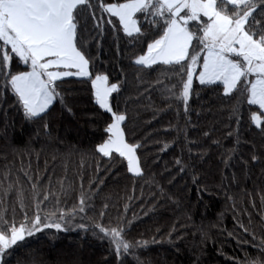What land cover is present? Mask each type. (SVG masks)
Instances as JSON below:
<instances>
[{"label": "trees", "instance_id": "1", "mask_svg": "<svg viewBox=\"0 0 264 264\" xmlns=\"http://www.w3.org/2000/svg\"><path fill=\"white\" fill-rule=\"evenodd\" d=\"M254 2L256 29L264 0ZM100 4L90 0L77 20L89 76L58 80L45 113L27 118L10 77L0 75V228L8 235L13 225L32 229L39 216L42 229L0 264H264V114L248 103L246 84L225 94L222 82L195 76L185 103L190 58L183 68L135 63L163 35V20L137 13L140 32L128 36ZM201 49L198 42L190 49L200 65ZM26 69L11 60L12 74ZM97 75L118 85L111 112L125 116L124 140L135 146L140 175L117 153L97 151L112 120L96 103ZM57 223L60 229L44 227ZM98 225L122 229L129 250L117 255Z\"/></svg>", "mask_w": 264, "mask_h": 264}, {"label": "snow or ice", "instance_id": "2", "mask_svg": "<svg viewBox=\"0 0 264 264\" xmlns=\"http://www.w3.org/2000/svg\"><path fill=\"white\" fill-rule=\"evenodd\" d=\"M85 5L90 7V0H0V75L10 77L6 83L27 118L46 112L59 95L56 82L62 77L89 76V61L77 47V20ZM100 7L104 13L118 18L128 36H132L133 31L140 32L134 18L137 13L163 20V35L150 43L147 55L140 56L135 63L155 64L159 60L165 65L177 64L183 68L182 62L190 58L188 79L182 92L185 103L193 79L192 64L197 63L199 57V53L190 56V49L194 42H198L202 45L201 51L206 53L203 55L200 83L222 81L225 94L245 83L246 91L250 93L248 103L264 110V25L256 20V29L252 27L257 10L254 0H125L111 4L101 0ZM191 22L199 25L197 31L190 30ZM199 32L202 35H198ZM17 57L29 65V71L11 73L10 62ZM61 67L77 71L50 70ZM251 75H255V80L247 79ZM106 83L107 77L104 76L92 80L96 103L111 112L108 98L118 89L117 85L108 87ZM251 119L257 127L261 126L260 115L253 114ZM112 120L105 130L109 138L98 146L97 151L106 157L115 152L126 158L128 171L140 175L135 146L125 142L121 131L120 124L125 116L113 113ZM40 224L41 219L37 216L32 229L26 225H13L7 230L10 232L8 235L0 228V258L23 242L26 235L41 231ZM53 226L61 227L58 223L44 225L45 228ZM98 227L105 236L111 237L117 255L121 249L124 252L129 250L131 245L123 240L122 229Z\"/></svg>", "mask_w": 264, "mask_h": 264}, {"label": "rangeland", "instance_id": "3", "mask_svg": "<svg viewBox=\"0 0 264 264\" xmlns=\"http://www.w3.org/2000/svg\"><path fill=\"white\" fill-rule=\"evenodd\" d=\"M135 18V17H134ZM145 55V54H144ZM231 58V57H230ZM157 62H160L159 60L157 61ZM190 63H191V60H190ZM189 63V64H190ZM203 63V62H202ZM200 66V69L198 70V67ZM192 68H193V78L197 75V74H200L202 71H203V64H198V63H195V64H192ZM74 72H76V71H74ZM98 76H104L105 77V75H98ZM68 77H78V76H75V75H73V76H68ZM97 77V76H96ZM95 77V78H96ZM94 78V79H95ZM255 75H253V79L252 80H255ZM187 79H188V77H187ZM193 80V79H192ZM186 82H187V80H186ZM217 82H219V81H217ZM112 84H115V85H117L116 83H110V82H108V80H107V83H106V86H108V87H110ZM191 87V86H190ZM117 88H118V85H117ZM94 89V88H93ZM189 92H190V89H189ZM94 95H95V89H94ZM249 96H250V93H249ZM109 97H110V95H109ZM108 100H109V98H108ZM109 106H110V102H109ZM263 112H264V110H262ZM111 114H112V116H113V112H111ZM116 114V113H115ZM119 115H121V114H119ZM256 115H258V114H256ZM113 122V120H111V122H110V124ZM121 124H122V122H121ZM121 124H120V127H121ZM121 131H122V128H121ZM108 138H109V136H108ZM108 138L106 139V140H108ZM105 140V141H106ZM104 141V142H105ZM103 142V143H104ZM126 142V141H125ZM102 143V144H103ZM127 143V142H126ZM129 144V143H128ZM101 145V144H100ZM129 145H132V144H129ZM132 146H134V145H132ZM135 156H136V153H135ZM137 158V157H136ZM126 159V158H125ZM126 161H127V159H126ZM137 163H138V160H137ZM127 164H128V161H127ZM138 166H139V163H138ZM140 168V167H139ZM141 171V170H140ZM131 173H133V174H135V172H131ZM10 235V234H9ZM0 261H1V258H0Z\"/></svg>", "mask_w": 264, "mask_h": 264}, {"label": "crops", "instance_id": "4", "mask_svg": "<svg viewBox=\"0 0 264 264\" xmlns=\"http://www.w3.org/2000/svg\"><path fill=\"white\" fill-rule=\"evenodd\" d=\"M137 26H138V23H137ZM134 33H136L135 31H133V34ZM160 38V37H159ZM159 38H157V39H159ZM156 39V40H157ZM155 41V40H154ZM153 41V42H154ZM153 42H151V43H153ZM147 52H148V48H147V50H146V52L144 53L145 55H147ZM144 54H142V55H144ZM206 53H204V55H205ZM142 55H140V56H142ZM140 56H138L136 59H138ZM158 63V62H157ZM24 64V63H23ZM203 64V63H202ZM146 65H151V64H146ZM28 66V69H26L25 71H29L30 70V67H29V65H27ZM50 70H53V71H61V72H63V71H71V72H74V71H77L75 68H68V69H66V68H63V67H61V68H59V69H50ZM25 71H22V72H25ZM18 74V73H17ZM199 75L200 74H197L196 75V79L200 82V80H199ZM98 76V75H97ZM106 77V76H105ZM62 78H65V77H62ZM61 78V79H62ZM94 80V79H93ZM220 82H222V81H220ZM105 110V109H104Z\"/></svg>", "mask_w": 264, "mask_h": 264}]
</instances>
